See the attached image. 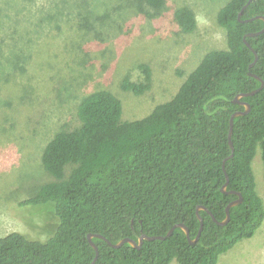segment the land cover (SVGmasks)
Returning <instances> with one entry per match:
<instances>
[{"label": "trees", "instance_id": "16d2710c", "mask_svg": "<svg viewBox=\"0 0 264 264\" xmlns=\"http://www.w3.org/2000/svg\"><path fill=\"white\" fill-rule=\"evenodd\" d=\"M249 1L228 0L221 7L217 23L226 32L227 49L207 52L174 97L145 118L123 119L120 95L109 87H96L82 97L75 125L56 132L43 148L46 181H39L34 193L19 203L21 208L46 209L56 230L45 240L21 232L0 238V264H93L97 253L90 234L102 235L113 245L126 238L137 241L143 234L166 237L184 224L194 240L201 227L200 206L217 222L207 211L200 212L204 228L196 244L180 228L165 240L144 241L140 249L128 243L117 249L94 238L99 250L95 264H219L222 255L257 234L264 223V200L252 165L258 148L264 162V88L241 99L251 111L234 120V151L229 137L232 116L245 110L234 100L262 86L251 74L264 81V20L255 19L264 17V0H252L239 20ZM166 3L0 0V138L7 146L26 139L17 116L23 106L35 105L36 86L27 75L33 62L49 71L68 59L67 65L72 62L79 69L76 81L87 86L93 81L90 68L97 62L91 56L92 45L102 44L98 51L104 52V41L111 36L110 32L104 38L105 29L120 31L115 29L133 13L149 21L164 11ZM72 14L74 20L61 24ZM174 20L184 35L197 32V17L190 7L176 9ZM46 23L54 25L53 30L36 46L33 35H40ZM72 23L76 40L64 29ZM49 36L50 44L45 42ZM245 39L257 52L253 67L256 55ZM122 58L115 76L120 94L150 92L154 85L150 63L142 57L131 60L126 69ZM134 66L138 80H133ZM60 81L56 95L75 98V89L68 86L74 85ZM239 194L242 204L231 209L230 222L221 226L218 222L226 219L228 206Z\"/></svg>", "mask_w": 264, "mask_h": 264}, {"label": "rangeland", "instance_id": "374dc122", "mask_svg": "<svg viewBox=\"0 0 264 264\" xmlns=\"http://www.w3.org/2000/svg\"><path fill=\"white\" fill-rule=\"evenodd\" d=\"M227 1L167 0L164 11L149 21L135 13L127 15L115 29L120 31L105 29L103 37L109 36L110 32L111 36L104 41V46H107L104 52L98 51L102 44L92 45L91 56L97 62L90 68L93 81L87 86L76 81L79 69L72 62L67 65L68 59L59 62L49 71L38 68L37 62L31 64L27 75L31 76V84L36 86L35 105L30 108L23 106L17 116L23 126L20 131L23 129L22 134L26 139L7 146V142L0 138V152H4L0 157V238L21 232L32 238L45 240L55 232L56 223L49 218L46 209L21 208L19 203L34 193L39 181H46L47 177L41 165L43 148L48 138L56 132L67 125H75L76 111L82 97L96 87H109L120 95L118 97L123 103V119L135 121L145 118L158 105L174 97L186 76L199 65L207 52L227 49L226 32L217 23V14ZM183 6L190 7L196 14L198 28L193 35H184L175 23V11ZM70 16L62 19L61 24L74 20L76 14ZM71 26H75L74 23L64 29L69 33L67 36L76 40V32L71 30ZM53 27L54 25L46 23L40 35H33L36 46ZM112 32L116 35L119 33L113 40ZM52 38L49 36L45 42L50 44ZM61 50L57 49L58 52ZM62 54V57L67 55ZM142 57L153 68V89L142 96L127 92L120 94L117 78L115 79L120 70V59L126 60L125 68L129 69L132 66L131 60L142 61ZM132 68L133 80L140 79L136 66ZM33 71L40 74H34ZM60 80H67L74 85L75 88L68 86L71 91L75 89V98L65 94L56 95ZM252 167L257 191L264 200V162L261 148L257 150ZM221 257L219 264H264V223L253 238L241 242ZM172 264L178 263L174 261Z\"/></svg>", "mask_w": 264, "mask_h": 264}, {"label": "water", "instance_id": "95a60500", "mask_svg": "<svg viewBox=\"0 0 264 264\" xmlns=\"http://www.w3.org/2000/svg\"><path fill=\"white\" fill-rule=\"evenodd\" d=\"M251 2H252V0H250L249 3L243 8V10L241 11V13L239 14V20H241V17H242V15H243L245 9L250 5ZM255 19H262V20H264V17H258V18H255ZM250 21H252V20H248V21H246V22H250ZM261 33H264V30H263ZM256 35H259V34H250L249 36L251 37V36H256ZM245 42H246L247 46H248V47L253 51V53L256 55L255 63L252 65V67H253V66L256 64L257 60H258L257 52L251 47V45H250L246 40H245ZM252 76L258 78V79L262 82V86H261L258 90H255V91H253V92H250V93H247V94H240V95H238V96L236 97V99L234 100L236 103L241 104L242 106H244V107H245V110H244V111H240V112H236V113L232 116V118H231V130H230V136H229V137H230V145H231L232 149L234 148V147H233V143H232V135H233V128H234V120H235L237 117H241V116H245V115L249 114L250 111H251V106H250V104H249V103H246V102H245V103H244V102H241V99L246 98V97L254 96L255 94H257L259 91H261V90L264 88V81H263L261 78L255 76V75H252ZM233 151H234V149H233ZM233 156H234V154H232L228 159L233 158ZM227 177H228V176H227ZM227 187H228V182H227V184H226V185L223 187V189H222L223 193H227ZM242 202H243V197H242L241 194H239V199H238L237 201L231 203V204L228 206V208H227V216H226V219H225L224 221H222V222H218V223H219L221 226H226V225L230 222V219H231V213H230V212H231V209L234 208V207H237V206L240 205V204H242ZM202 210L207 211V212L211 215V217L217 222V220L215 219V217L213 216V214H212L210 211H208L204 206H200V207H198V209H197V214H198V217H199V219H200V221H201V227H200L199 234H198V236L196 237L195 240H192V239H191L190 230H189V229L187 228V226H185L184 224H178V225H176L174 228H172V229L169 231V233L167 234L166 237H164V236H153V237H149V236L143 234L142 236H140V237L138 238L137 241H136V240H133V239H130V238H126V239L121 240L119 243H117V244H113V245H112V243H111L108 239H106V238H105L104 236H102V235H93V234H90V235H89V242H90V244L93 246V248L96 250V253H97L96 259H95V261H94L93 264L96 263V261H97V259H98V256H99V250H98V247H97V245L93 242V239H94V238H100V239H103V240H105L107 243L111 244L114 248H117V249L120 248V247H122V246L125 245L126 243L130 244L133 248L140 249V248L142 247L144 241L165 240L167 237H170V236L174 233L175 229L180 228L181 230H183V231L185 232V234H186L187 238L189 239L190 243H191V244H196V242L198 241V239H199V237H200V235H201V233H202V231H203V228H204V227H203V226H204V222H203L202 218L200 217V211H202Z\"/></svg>", "mask_w": 264, "mask_h": 264}, {"label": "flooded vegetation", "instance_id": "af4514ba", "mask_svg": "<svg viewBox=\"0 0 264 264\" xmlns=\"http://www.w3.org/2000/svg\"><path fill=\"white\" fill-rule=\"evenodd\" d=\"M242 16H243V15H242ZM249 20H252V19H249ZM246 21H248V20H246ZM246 21H245V22H246ZM249 35H250V34H249ZM245 40H246V39H245ZM251 75H253V74H251ZM227 188H228V187H227ZM238 199H239V198H238ZM235 201H237V200H235ZM235 201H234V202H235ZM232 203H233V202H232ZM200 212H201V211H200ZM197 215H198V214H197ZM226 215H227V213H226ZM200 217H201V215H200ZM198 218H199V217H198ZM201 218H202V217H201ZM199 220H200V219H199ZM202 220H203V219H202ZM203 222H204V220H203ZM200 223H201V221H200ZM203 227H204V226H203ZM195 239H196V238H195ZM195 239H194V240H195Z\"/></svg>", "mask_w": 264, "mask_h": 264}]
</instances>
